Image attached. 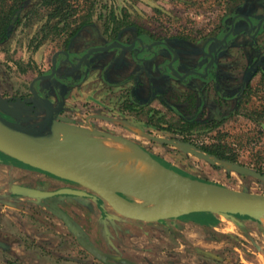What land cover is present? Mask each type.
<instances>
[{
  "label": "rangeland",
  "instance_id": "obj_1",
  "mask_svg": "<svg viewBox=\"0 0 264 264\" xmlns=\"http://www.w3.org/2000/svg\"><path fill=\"white\" fill-rule=\"evenodd\" d=\"M72 2L79 6L80 13L67 23L62 22L59 29L48 30L46 26L43 27L47 19L43 0H29L20 15L21 22L14 26L15 29L10 28L8 39L0 40V98L8 100L6 108L10 113L2 112L10 117H6L10 121L49 132L46 126L47 109L34 96H19L13 100V96L9 95L26 91L38 73L49 69V60L54 51L82 22L75 20L76 17L90 14L89 21L82 28L92 30L85 35L93 34L97 40L101 36L132 28L152 37L177 36L188 43H195L196 36L208 32L220 9L226 8L224 0ZM42 35L46 37L40 42ZM92 82L83 91L73 92L84 96H68L64 115L57 120L69 126L71 132L96 140V145L116 141L107 138L109 135L123 137L140 145L156 159L158 156L165 160L184 175L264 194V179L242 173L239 168L222 160L210 163L185 150L183 144L189 143L204 151L201 149L203 144L226 143L232 148L230 155L235 156L236 163L264 175V115H260L264 106V77L254 79L253 87L239 106L220 116L215 123L199 124L196 131L182 128L180 118L164 107L156 114L132 116L124 113L121 107H107L105 96H98L100 102L97 104L93 101L94 96H86L93 94ZM102 95H106L105 90ZM185 136L190 140L183 142ZM77 151L81 153L80 148ZM46 178L49 176L0 151V241L8 245L6 249L0 246V264H104L79 243V237L65 226L56 211L41 206V202L34 198L14 194V183H33ZM103 200L106 210L116 213ZM92 212H95L93 216L90 213L88 217L82 216L91 224L96 223L100 211L94 209ZM194 216L197 217L196 221L185 219L181 228L179 221L167 222V232L160 228L159 243L163 250L156 257L151 256L157 260L155 263L147 261L145 264H216L219 252L226 259L224 264H264L262 213L258 217H239L197 212ZM239 224L244 225L240 227ZM219 238H222L221 243L218 242Z\"/></svg>",
  "mask_w": 264,
  "mask_h": 264
},
{
  "label": "flooded vegetation",
  "instance_id": "obj_2",
  "mask_svg": "<svg viewBox=\"0 0 264 264\" xmlns=\"http://www.w3.org/2000/svg\"><path fill=\"white\" fill-rule=\"evenodd\" d=\"M224 3L226 8L220 9L213 27L196 36L195 43H188L177 36L152 37L132 28L101 36L97 40L93 34L85 35L92 30L81 28L54 51L49 69L38 73L26 91L9 96L16 100L19 96L35 97L36 92L51 100L54 119L59 120L64 115L68 96H84L73 92L83 91L93 81V94L86 96H94L93 101L97 104L100 102L97 97L105 96L107 107H121L124 113L132 116L156 114L164 107L180 118L182 128L193 131L199 124L215 123L220 116L239 106L244 96H248L257 76L264 77V0H224ZM97 47L107 49L94 50ZM95 87L102 90L97 91ZM103 90L106 95H102ZM114 100L116 102L112 104ZM0 115L10 118L2 111ZM187 135L189 137V133ZM183 140L190 139L185 136ZM157 159L185 174L160 157L157 156ZM28 167L49 178L33 183H14L13 191L16 185H23L59 192L46 197H30L14 191L16 196L34 198L51 211L66 212L73 222L82 225L85 237L95 246L136 264L157 261L151 256L156 257L163 250L159 243L160 228L166 231L167 222L179 221L181 228L185 219L190 222L197 220L192 213L150 223L142 220L134 223L118 221L116 213L108 212L103 198L93 190L73 180L30 165ZM94 209L100 213L96 223L91 224L82 216H93ZM59 219L69 228L62 217L59 216ZM243 225L239 224L240 227ZM218 242L221 243L222 238ZM0 246L8 248L1 241ZM219 254L216 264H224L226 259L221 257L222 252ZM100 261L104 264H124L116 259Z\"/></svg>",
  "mask_w": 264,
  "mask_h": 264
},
{
  "label": "water",
  "instance_id": "obj_3",
  "mask_svg": "<svg viewBox=\"0 0 264 264\" xmlns=\"http://www.w3.org/2000/svg\"><path fill=\"white\" fill-rule=\"evenodd\" d=\"M107 49L97 47L94 50ZM36 100L47 109L46 126L44 129H33L23 124L14 123L0 115V151L40 170L49 172L64 179L73 180L93 190L102 196L116 211V216L154 222L168 218H177L197 212L222 214L225 216L248 215L258 217L264 212V194L248 189H235L225 185L195 179L184 175L164 165L151 153L140 145L123 137L109 135L107 138L126 140L140 151H143L151 159L171 172L176 185V191L169 194L155 193L150 188H141L130 183L112 184L108 177L90 169L83 161L69 154V151H77L80 144H70L65 147L62 137L65 134L79 138L85 145L96 140L85 137L82 134L71 132L69 126L60 124L54 119V107L51 100L39 96L36 92ZM8 100L0 98V110L10 113L6 108ZM188 152L209 161L217 163V160L228 162L239 168L242 173L264 179V175L255 170L240 165L230 160L221 159L213 154L194 148L189 143H183ZM81 148V149H82ZM80 149V150H81ZM72 153V152H70ZM14 191L17 194L30 197H46L57 192L42 191L36 188L16 185ZM74 192V191H73ZM68 225L69 230L79 237V243L94 256L102 261L116 259L124 264H136L131 260L118 255L104 252L83 233L80 225L73 222L64 211H56Z\"/></svg>",
  "mask_w": 264,
  "mask_h": 264
},
{
  "label": "bare ground",
  "instance_id": "obj_4",
  "mask_svg": "<svg viewBox=\"0 0 264 264\" xmlns=\"http://www.w3.org/2000/svg\"><path fill=\"white\" fill-rule=\"evenodd\" d=\"M82 142L67 134L62 137V144ZM92 143V142H91ZM83 145V152L69 151V154L86 163L90 169L110 179L112 184L130 183L159 194H169L176 191V185L171 172L151 159L147 154L124 140H116L107 144L97 143ZM82 148V149H83ZM72 152V153H70ZM87 158L90 160L88 161ZM264 219V212H262Z\"/></svg>",
  "mask_w": 264,
  "mask_h": 264
},
{
  "label": "trees",
  "instance_id": "obj_5",
  "mask_svg": "<svg viewBox=\"0 0 264 264\" xmlns=\"http://www.w3.org/2000/svg\"><path fill=\"white\" fill-rule=\"evenodd\" d=\"M28 3L29 0H12L11 3H6L3 0L0 3V40L5 41L6 39H8L10 28L13 27L15 29L14 26L21 22L22 19L20 15H22V13L24 12L25 7L28 6ZM43 3L46 6L47 12V19L43 27L46 26L48 30L55 28L59 29V25L62 22L67 23L71 17H74L76 14L80 13L79 6H76L72 2V0H43ZM89 15H81L75 18V20H82V22L79 24L76 31L73 32V34L80 30L84 26V24L89 21ZM45 37V35H42V37L40 38V42ZM261 114L264 115V106L262 108V112H260V115ZM183 142L187 141L183 140ZM201 149L221 159H226L234 162L237 161L235 156L230 155V153L232 152V148H230L226 143L218 142L214 144H203L201 146Z\"/></svg>",
  "mask_w": 264,
  "mask_h": 264
},
{
  "label": "crops",
  "instance_id": "obj_6",
  "mask_svg": "<svg viewBox=\"0 0 264 264\" xmlns=\"http://www.w3.org/2000/svg\"><path fill=\"white\" fill-rule=\"evenodd\" d=\"M110 140L112 141V140H115V139H110ZM116 140H119V139H116ZM105 141H109V140H105ZM115 217L117 218L118 221H122V222L134 223V221H137V219H130V218H125V217H119V216H116V215H115ZM81 227H82V225H81Z\"/></svg>",
  "mask_w": 264,
  "mask_h": 264
}]
</instances>
